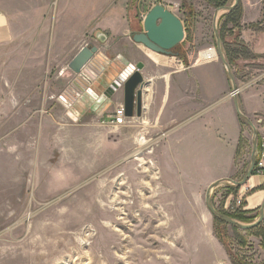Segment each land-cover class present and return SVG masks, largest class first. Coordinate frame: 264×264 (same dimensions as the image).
I'll list each match as a JSON object with an SVG mask.
<instances>
[{
    "label": "rangeland",
    "instance_id": "rangeland-1",
    "mask_svg": "<svg viewBox=\"0 0 264 264\" xmlns=\"http://www.w3.org/2000/svg\"><path fill=\"white\" fill-rule=\"evenodd\" d=\"M245 1L239 3L242 11ZM159 4L169 7L186 28L185 40L173 50L175 57L161 55L164 62L132 39L144 32V19ZM234 4L235 0H228L224 7ZM183 5L192 8L193 16ZM0 7L23 37L22 43L0 57V101L28 99L33 91L42 88V93L47 86L60 106L68 103L63 92L75 79L69 65L86 47L99 49L96 58L107 63L109 78L127 64L139 63L147 66L142 72L145 81L160 65L169 74L214 64L228 77L217 52V9L205 0H0ZM225 15L221 13L218 20L219 35ZM241 20L239 26H229L232 32L226 35L227 41H240ZM262 24L250 27L260 29ZM231 68L241 91L240 102L250 103L249 119L259 139L264 133L260 98L264 97V58ZM150 84L144 87L143 116H135L139 120L121 128L94 125L81 135L68 132L65 141L56 142L68 148V169L57 172L66 181L54 182L57 189L45 185L43 180L50 173L40 172L33 162L22 164L20 172L15 170L17 154L8 159L0 144V264H264V239L259 237L264 226L245 232L221 225L206 206L209 183L204 184L230 169V155L235 152V175L230 179L242 181L251 161L253 130L239 119L242 134L236 151L232 136H227L228 113L222 102L221 123L207 132L208 139L203 129L194 134L179 132L186 135L175 152L181 171L169 177L161 167L158 149L170 138L171 129L155 130ZM188 89V85L183 88ZM119 93L124 101L123 89ZM232 94L230 88L227 99ZM62 109L71 124L79 125L80 119L71 120L68 110ZM228 188L214 190L216 209L225 214L246 213L235 206L243 187L236 193ZM260 212L246 214L251 219L240 223H255Z\"/></svg>",
    "mask_w": 264,
    "mask_h": 264
},
{
    "label": "crops",
    "instance_id": "crops-1",
    "mask_svg": "<svg viewBox=\"0 0 264 264\" xmlns=\"http://www.w3.org/2000/svg\"><path fill=\"white\" fill-rule=\"evenodd\" d=\"M162 6L170 10L166 5ZM263 21L264 0H246L243 5L241 20L244 30L241 32L240 41L258 56H264V28L254 29L250 26L252 24L258 25ZM22 38V35L20 36L16 32L14 21L0 7V57L7 54L19 42L22 43ZM145 50L150 51L148 49ZM150 52L153 53L152 51ZM155 56L156 58H162V62H164L165 57L158 54ZM146 67L145 69L147 70ZM154 70L155 72H151V78L147 81L152 84L149 85L152 86L153 91L150 97L152 99L154 96L153 107H156V115L153 118L155 119L154 123L158 125L155 130L166 131L171 129L168 133V136L171 135L170 138L166 143L161 144L158 149L161 167L168 173L169 177V173L181 171V167H178L175 159V152L177 147L183 144L186 135H179V132L185 133L187 131L188 134H194L196 131L203 129L205 132L203 135L208 139L210 136L207 132L211 128L217 129V125L221 123V115L223 113H220V108L222 102H225V111L228 113L229 127L226 130L227 136H232L231 142L237 151L242 127L233 98L227 99V92L230 88L232 89V86L222 67L214 64L207 66L194 65L189 72L176 71L168 74L166 67L160 65L155 66ZM186 85L189 86V89L184 92L183 88ZM44 87L42 93V88L36 89L28 99L17 101L6 99L0 101V144L4 151L3 155L8 159L17 154L15 165L18 167L15 170L20 172L22 164H32L33 162L38 165L40 172L50 173L49 176L51 175V177L43 180L45 185L48 183L50 187L57 189V185L53 184L54 182L66 181V178L64 179L65 181L61 179L63 175L58 177L57 172L68 169V148H63L62 144L58 147L56 142L65 141L68 138V132L81 135L91 126L95 125L97 127L99 124L104 126L103 120L121 108L124 101L121 93H119L120 91H118L112 99V106L107 111L101 113L93 112L91 110L92 106L88 105L87 108L83 107V111L80 110L82 116L80 117L79 125L78 123L71 124L67 119V112H64L63 106H60L59 101L57 102L51 88ZM63 93L60 95L63 94L65 96V93H68V87ZM37 96H40L39 100H37ZM185 97L188 99H185ZM260 98L264 101V97ZM114 99L116 100L114 101ZM241 101V109L249 118V115H251L249 113L251 110L250 103L244 99ZM145 110H147L146 106ZM252 112L254 113V111ZM137 120L139 119L136 117L132 118L130 123ZM196 123H199V125L194 127ZM225 125L223 124V127ZM218 134L216 133V137H218ZM201 135L202 133L199 137ZM51 140L54 141L52 145ZM197 141H195L196 145ZM200 143L202 144V140H200ZM187 153L191 154L189 150H187ZM230 156L232 165L230 169H226L222 174L205 180L204 184L209 183L208 188L219 180L230 179L235 175V159L232 154ZM35 178L36 180L39 179L38 177ZM39 180L41 181V179ZM247 189H251L250 191L253 192L244 199L245 211L255 214V212L261 210L264 203V178L252 177L248 184L241 189L242 191L239 192L243 193Z\"/></svg>",
    "mask_w": 264,
    "mask_h": 264
},
{
    "label": "water",
    "instance_id": "water-1",
    "mask_svg": "<svg viewBox=\"0 0 264 264\" xmlns=\"http://www.w3.org/2000/svg\"><path fill=\"white\" fill-rule=\"evenodd\" d=\"M240 0H235V4L231 7H224L217 9L214 17V33L217 44L218 57L221 64L227 71L229 80L232 86V98L238 117L244 121L253 130L252 140V155L246 176L240 182L231 179H222L213 183L207 190L206 206L213 217L232 228L239 231H251L264 222V203L261 207L260 216L253 224L245 225L225 216L218 211L212 201V194L214 190L223 187L231 186L234 188L245 187L252 179L256 156L258 151V130L254 123L243 113L240 105L239 94L240 89L237 85L234 72L227 61L226 55L223 51L222 39L218 32V20L221 13L229 14L239 6ZM144 32L133 36V42L137 45H142L146 49L163 55L166 57H175L173 50H175L186 38V28L184 22L172 11L165 6H154L146 18L144 19ZM99 53L97 47L83 48L69 65V69L75 75L68 93H65L67 102L63 101V106L68 110V116L71 120L77 122L82 116L83 107L92 106L93 112H105L112 106V99L120 89L124 93V109L126 117L129 119L135 116L141 118L144 113V87L150 84L145 81L142 72L145 69L143 63L136 65L127 64L115 78L107 77L106 65L96 57ZM121 58V57H119ZM115 64H119L118 60ZM82 76L87 78L85 81ZM61 100V99H60ZM62 101V100H61ZM81 110V111H80Z\"/></svg>",
    "mask_w": 264,
    "mask_h": 264
},
{
    "label": "trees",
    "instance_id": "trees-1",
    "mask_svg": "<svg viewBox=\"0 0 264 264\" xmlns=\"http://www.w3.org/2000/svg\"><path fill=\"white\" fill-rule=\"evenodd\" d=\"M207 1L212 7H214L215 9L218 8H222L224 6H226L228 0H205ZM184 9H186V11L189 12V17L193 16L192 14V8L183 5ZM242 8L240 6H238L233 12L225 15L223 21H222V25L220 27V33H221V38H222V43H223V49H224V53L226 55L227 61L228 63L235 68V66L239 67L240 62H247V61H253L255 59L258 58H264V56H258L255 55L250 48L244 44L242 41H235V42H229L226 39V35L228 33L232 32V29L229 26H239L240 24V20L242 19ZM263 25V27L261 28V26ZM260 26V29L264 28V24H262ZM247 66H245V68H247ZM239 190V188H228V191L230 193H236ZM245 206V204H244ZM223 213V212H222ZM225 216H228L230 218H232L233 220L239 221V222H243L245 223L246 221H249L250 219L247 217V219L245 218V215L248 216L251 215V213H237V211L233 212V214L230 213H223ZM217 220V219H216ZM221 225L223 226H228L227 224L217 220ZM259 226L258 228H256V230L262 229ZM234 230H237L235 228H233ZM238 231V230H237ZM259 237L264 239V232L262 235H260Z\"/></svg>",
    "mask_w": 264,
    "mask_h": 264
},
{
    "label": "built area",
    "instance_id": "built-area-1",
    "mask_svg": "<svg viewBox=\"0 0 264 264\" xmlns=\"http://www.w3.org/2000/svg\"><path fill=\"white\" fill-rule=\"evenodd\" d=\"M82 78L87 81L85 76ZM131 119L126 117L124 106L117 109L112 115L106 117L103 120V124L105 126H112V127H123L127 126ZM254 176L258 178H264V135H261L258 139V151L256 156V164L254 170ZM251 189L245 190L243 193H240L237 198L235 199V206L236 208H243L245 210V201L244 199L248 194H250ZM232 197H230L231 199ZM237 210H234V212Z\"/></svg>",
    "mask_w": 264,
    "mask_h": 264
}]
</instances>
